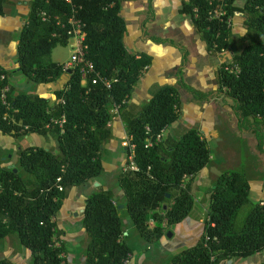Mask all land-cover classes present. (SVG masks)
I'll return each instance as SVG.
<instances>
[{"label":"trees","instance_id":"obj_1","mask_svg":"<svg viewBox=\"0 0 264 264\" xmlns=\"http://www.w3.org/2000/svg\"><path fill=\"white\" fill-rule=\"evenodd\" d=\"M4 2L0 0V14ZM147 2L150 6L151 0ZM235 2L187 0L179 13L191 18L195 33L212 55L230 46L232 18L244 17L245 34L238 37L241 46L229 61L219 65L216 79L219 92L233 102L237 123L254 126L259 138L264 130V0H244L242 6ZM121 7L122 0L31 2L19 34L16 62L18 72L33 83L54 82L66 73L51 59V52L57 45L67 44V20L73 8L85 25V60L91 64V69L84 71L85 85L81 84L80 67L71 69L65 86L54 92L53 101L13 92L8 80L11 72L0 65V133L17 140L36 134L54 142L49 148L20 147L14 168H3L0 160V239L14 235L29 250L30 264H66L62 257L65 246L58 241L54 218L72 187L100 175L101 149L110 138L114 111L127 105L134 86L152 62L150 55L131 53L125 47L126 22ZM216 10H222L218 17H214ZM55 17L65 28L56 25ZM183 66L184 57L174 72L175 84L155 87L150 100L125 120L137 169H124L118 181L136 232L150 243L158 241L165 228L187 217L193 196L187 186L182 187L183 180L196 178L211 161L210 149L196 128L185 129L178 138L164 134L177 119L180 87L200 101L206 98L184 84ZM147 137L151 146L146 147ZM248 180L244 172L233 170L223 171L215 179L203 233L193 246L172 255L168 264H219L264 249V203L249 201ZM150 213L152 228L148 227ZM82 215L87 238L85 264H122L129 259L131 249L120 241L121 219L110 190L89 195ZM0 264L15 263L2 257Z\"/></svg>","mask_w":264,"mask_h":264},{"label":"crops","instance_id":"obj_2","mask_svg":"<svg viewBox=\"0 0 264 264\" xmlns=\"http://www.w3.org/2000/svg\"><path fill=\"white\" fill-rule=\"evenodd\" d=\"M32 1L5 0L0 14V65L11 72L8 80L13 92L32 93L53 101L54 92L65 86L69 77L68 72L54 82L40 84L29 81L18 72L16 62L18 38L31 10ZM183 1L187 0H151L150 6L153 7L155 20L139 22L138 15L142 13L144 0H140V3L134 0H122L120 13L126 22L123 38L125 47L131 53L144 52L150 55L152 62L134 86L127 105L120 111L117 109L114 111L115 114L109 122L110 138L101 149L100 175L72 187L68 198L54 218L56 226L58 221L63 223L62 228L57 227V230L58 241L65 246L62 257L65 258L66 264H85L87 238L82 226V213L85 199L97 191L112 192L121 219L120 241L131 249L128 264H168L172 255L193 246L203 233L207 216L206 206L213 183L223 171L244 172L249 179V201L252 203L264 201V130L259 136L260 142L256 143L258 149L254 151L255 148L250 145V137L256 138L255 127L249 124L239 125L232 110L233 102L226 96V101H223L224 95L218 90L216 71L222 62L229 61L231 57L227 60H222L220 57L218 59L213 57L211 61L208 59H212L211 56L216 54L212 55L205 49L203 42L195 33L191 18L179 13ZM150 37L159 38L161 42H154ZM189 39L195 41L197 49L201 48L200 61L198 53L187 54V48L181 45ZM183 57L184 84L205 94L206 98L200 101L193 93L180 87L177 119L167 126L164 134L178 138L185 129L196 128L210 149L211 161L196 178L185 177L183 180L182 187L187 186L188 192L193 196V205L187 217L165 228L163 236L158 241L150 243L143 240L136 232L126 211L124 192L118 181L127 159L126 149L122 144V137L126 134L127 127L125 120L134 117L140 106L150 100L155 87L175 84L174 72L181 67ZM58 63L62 62L58 61ZM190 79L197 83V89L189 85ZM26 137H31L30 146L49 148L54 145L52 140L47 141L36 134H27L17 140L11 135L0 133V160L3 168L16 166L17 151L23 147L22 139ZM253 145L255 146V143ZM239 149L244 153L242 158L238 157ZM163 226H166L165 221ZM148 227H153L151 213L148 215ZM16 239L14 235L0 239V258L6 257L15 264H30L29 250L20 245ZM239 259L244 260L245 264H259L264 262V249L250 256L231 258L219 264H233Z\"/></svg>","mask_w":264,"mask_h":264},{"label":"built area","instance_id":"obj_3","mask_svg":"<svg viewBox=\"0 0 264 264\" xmlns=\"http://www.w3.org/2000/svg\"><path fill=\"white\" fill-rule=\"evenodd\" d=\"M67 3H71V0H64ZM220 14H222V10H216L214 12V17H218ZM42 18H45V13H41ZM56 19V25H58L60 28H65V24L60 20V18L55 17ZM68 28L66 30V34L68 35L67 38V44H69L71 48V53L69 56V59L65 62L61 63V69L63 72H68L71 69H74L76 67H80V71H82V79L81 84L85 85V69H91V64L85 60V49L86 46L84 45L85 40V31H84V23L76 16V10L73 8L71 10V14L68 17L67 20ZM71 41V42H70ZM95 82V81H93ZM105 84L108 85L109 82L105 81ZM7 87L3 88L1 100L3 103L6 102L5 100V93L7 91ZM7 109H9V106L7 105ZM14 112H17L14 110ZM8 117L7 114H5V118ZM56 123V121H54ZM148 130V129H147ZM159 139V136H157L156 141ZM122 144L126 149L127 153V159H126V165L124 169L129 170H136L137 167L135 165V162L133 160V151H134V145L131 143L130 137L128 135H124L122 137ZM145 146H151V140L149 137L145 139ZM264 203V201H262ZM128 260H125L122 262V264H128Z\"/></svg>","mask_w":264,"mask_h":264},{"label":"rangeland","instance_id":"obj_4","mask_svg":"<svg viewBox=\"0 0 264 264\" xmlns=\"http://www.w3.org/2000/svg\"><path fill=\"white\" fill-rule=\"evenodd\" d=\"M134 1L139 2L140 0H134ZM243 1L244 0H237L236 5L241 6L243 4ZM142 6H143L142 13H140L138 15L139 22H142V21L143 22H150V21L155 20V13H154L153 7L148 5L147 0H144V2L142 3ZM126 12H128V11H126ZM243 21H244V17L239 16V15L232 18L231 24L233 26V31H232L233 36L231 37L230 46L225 51L217 53L215 56H211L212 59L208 58L210 61L213 60V57L216 59H218L220 57L222 60H227L228 57H231L233 53H235L239 50L241 43L238 41V37L245 34V29L243 27ZM181 45H183L187 48V54H194V53L197 54L198 53L197 56H198V60L200 61V56L202 54L199 55V52H200L201 48L197 49V47L195 45V41L193 39H189L187 42H184ZM201 53H202V50H201ZM69 56H70V47L68 44L57 45L55 48H53V50L51 52V59L55 62H58V61L65 62L69 59ZM209 57H210V55H209ZM188 83L191 87H194L197 89V83L194 80L190 79ZM222 100L226 101L225 96L222 97ZM30 138L31 137H26V138L22 139V146L30 145V141H29ZM250 142H251L250 145L253 148H255L254 151H257L258 148L256 147V143L260 142V138H258V137L255 138L254 136H251ZM254 143H255V146L253 145ZM243 156H244V153L242 151H240V149H239L238 157L242 158ZM0 159H1V155H0ZM62 226H63V223L58 221L57 227L62 228ZM16 240H14V243H16ZM14 243L12 241L13 245H15ZM233 264H245V261L242 259H239V260L234 261Z\"/></svg>","mask_w":264,"mask_h":264},{"label":"water","instance_id":"obj_5","mask_svg":"<svg viewBox=\"0 0 264 264\" xmlns=\"http://www.w3.org/2000/svg\"><path fill=\"white\" fill-rule=\"evenodd\" d=\"M69 73V72H68ZM14 171H15V169H14Z\"/></svg>","mask_w":264,"mask_h":264}]
</instances>
